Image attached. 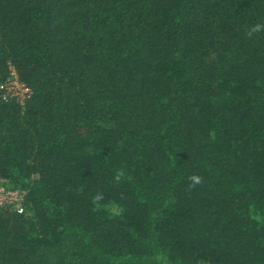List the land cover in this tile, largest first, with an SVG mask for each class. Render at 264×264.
<instances>
[{
  "label": "trees",
  "instance_id": "obj_1",
  "mask_svg": "<svg viewBox=\"0 0 264 264\" xmlns=\"http://www.w3.org/2000/svg\"><path fill=\"white\" fill-rule=\"evenodd\" d=\"M0 177V264H264V0H0Z\"/></svg>",
  "mask_w": 264,
  "mask_h": 264
},
{
  "label": "built area",
  "instance_id": "obj_2",
  "mask_svg": "<svg viewBox=\"0 0 264 264\" xmlns=\"http://www.w3.org/2000/svg\"><path fill=\"white\" fill-rule=\"evenodd\" d=\"M9 70V77L3 84L4 94L18 100H23L28 96L30 92L29 88L18 79L13 67H10ZM5 182L6 180L0 177V207H7L17 212H23L22 201L24 192L7 188Z\"/></svg>",
  "mask_w": 264,
  "mask_h": 264
},
{
  "label": "clouds",
  "instance_id": "obj_3",
  "mask_svg": "<svg viewBox=\"0 0 264 264\" xmlns=\"http://www.w3.org/2000/svg\"><path fill=\"white\" fill-rule=\"evenodd\" d=\"M256 31L259 30V26H257V28L255 29ZM193 180L196 182V183H199V178L198 177H193Z\"/></svg>",
  "mask_w": 264,
  "mask_h": 264
}]
</instances>
